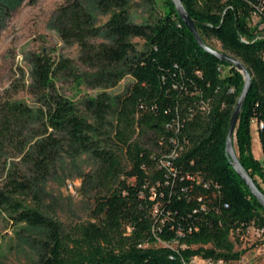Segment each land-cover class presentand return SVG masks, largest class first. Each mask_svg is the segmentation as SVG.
<instances>
[{"label":"trees","instance_id":"trees-1","mask_svg":"<svg viewBox=\"0 0 264 264\" xmlns=\"http://www.w3.org/2000/svg\"><path fill=\"white\" fill-rule=\"evenodd\" d=\"M148 1H160L162 15L136 24L129 0H66L50 27L63 43L77 45L84 70L33 55L32 104L0 102V160L19 159L25 167L7 163L0 220L36 233L29 242L36 264H190L195 257L230 264L249 225L264 227L263 209L225 152L241 74L197 45L170 0ZM181 2L203 42L219 43L249 73L234 146L264 196V39L253 40L249 26L253 13L264 20V0ZM99 16L108 19L101 24ZM135 38L143 40L142 51ZM58 73L102 92L77 104L56 88ZM127 77L132 83L121 94L106 93ZM250 123L260 161L251 154ZM80 155L96 162L84 180L98 192L88 220L66 226L44 211L40 186L64 157ZM158 241L178 246L149 247Z\"/></svg>","mask_w":264,"mask_h":264},{"label":"rangeland","instance_id":"rangeland-1","mask_svg":"<svg viewBox=\"0 0 264 264\" xmlns=\"http://www.w3.org/2000/svg\"><path fill=\"white\" fill-rule=\"evenodd\" d=\"M65 1L10 0L0 4L1 103L20 100L32 104L27 86L30 83L31 70L29 59L33 55L48 56L55 61L68 59L79 71L84 70L78 62L77 45L63 43L50 27L52 15ZM129 3L131 21L136 24L153 23L163 13L160 1L129 0ZM107 19L108 16H99L98 22L102 24ZM257 32L263 33L260 30ZM132 42L138 51L143 50V40L135 38ZM208 44L216 50H222L216 41H209ZM262 58L264 60V54ZM54 81L58 91L77 104L86 97H95L102 92L101 89H91L85 85L77 87L73 78L67 73H58ZM131 83L132 78L127 77L106 93L121 94ZM249 133L252 157L260 161V147L253 123H250ZM148 137L152 138V133L142 139L145 147L149 145ZM5 160V157L0 160V185L3 184L7 163L10 161L18 163L17 168L25 171V167L18 162L19 159ZM95 169L96 162L88 155H80L74 159L64 157L58 162L45 183L40 186L39 199L44 211L66 226L87 221L98 188L94 182H85L84 176L93 173ZM260 187L264 190L263 184H260ZM27 199L28 204L34 205L35 199L32 196ZM0 234V264H36L37 256L29 247L30 240L37 236L34 231L23 229L22 225H12L6 220H0ZM177 246V243L162 242L149 245L153 248H177ZM235 251L239 253V258L230 264H252L256 260L264 264V255L260 254L261 251L256 242L249 240L236 246ZM195 261L203 264L204 260L195 257Z\"/></svg>","mask_w":264,"mask_h":264},{"label":"water","instance_id":"water-1","mask_svg":"<svg viewBox=\"0 0 264 264\" xmlns=\"http://www.w3.org/2000/svg\"><path fill=\"white\" fill-rule=\"evenodd\" d=\"M170 1L173 4L174 9L179 19L184 24L186 29L191 33L197 45L203 51L216 57L219 61L231 64L232 66H234L243 78V87L236 101V104L231 114L229 125L227 128L226 140H225V152L229 159V163L233 171L241 179L243 184L247 187L251 197L257 201V203L260 205V207L264 211V196L258 191L254 183L250 179L247 171L239 163L238 158H237V153L235 151V146H234L235 129L237 127L238 119H239V116H240V113L243 107V103L247 96L250 83H251L249 73L245 65L239 59L235 58L234 56L226 52H222L214 48H211L210 46L205 44L196 29L194 21L187 14L181 0H170Z\"/></svg>","mask_w":264,"mask_h":264},{"label":"built area","instance_id":"built-area-1","mask_svg":"<svg viewBox=\"0 0 264 264\" xmlns=\"http://www.w3.org/2000/svg\"><path fill=\"white\" fill-rule=\"evenodd\" d=\"M249 26L252 27L253 29H255L253 40L264 39V33L258 34V32H257V30L262 31L264 29V20L261 22L258 14H256V13L251 14V16L249 17ZM220 72L222 73V69L220 70ZM257 127H258V129H261V124L258 123ZM174 156L175 155H171V157H174ZM240 240H241V244H243L249 240L252 242L258 243V247L261 251L260 254L264 255V227H258L254 224L249 225V227L247 228L245 233H243L240 236ZM158 242H161V241H158ZM173 243H177V242H173ZM168 244H170V243H168ZM169 248H171V247H169ZM190 264H198V263H196L195 258H194L193 260L190 261ZM203 264H225V263L222 260L205 259L203 261ZM252 264H260V261L256 260V261L252 262Z\"/></svg>","mask_w":264,"mask_h":264}]
</instances>
